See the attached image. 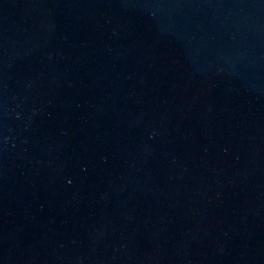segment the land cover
I'll use <instances>...</instances> for the list:
<instances>
[{
	"label": "water",
	"instance_id": "water-1",
	"mask_svg": "<svg viewBox=\"0 0 264 264\" xmlns=\"http://www.w3.org/2000/svg\"><path fill=\"white\" fill-rule=\"evenodd\" d=\"M0 264H264V0H0Z\"/></svg>",
	"mask_w": 264,
	"mask_h": 264
}]
</instances>
